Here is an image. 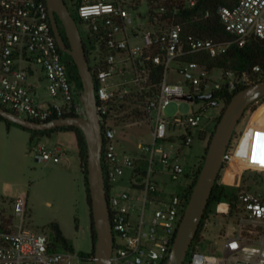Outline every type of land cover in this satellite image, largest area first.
Here are the masks:
<instances>
[{"label":"built area","instance_id":"obj_1","mask_svg":"<svg viewBox=\"0 0 264 264\" xmlns=\"http://www.w3.org/2000/svg\"><path fill=\"white\" fill-rule=\"evenodd\" d=\"M185 3L196 5L195 1ZM170 5L167 0H73L77 17L88 27L87 41L82 37L84 44L91 39L94 47L87 57L91 71L95 70L97 113L102 125V166L114 237L111 264L167 263L188 202L183 191L166 197L159 177L168 174L177 180L188 174L192 180L196 171L187 173L177 158L192 145L193 130L203 132L207 111H217L210 119L214 123L227 105L228 94L253 84L252 75H264L258 65L235 72L201 62L198 57L225 54L231 42L183 37L179 10L175 3ZM143 7L147 15L139 13L138 19L145 21L133 27L132 11ZM218 15L236 42L264 39V0L220 5ZM62 52L46 0H0V106L39 122L66 114L85 116L82 91ZM36 66L44 74L51 97L48 101L36 97L42 79ZM158 66L163 68V78L152 83L153 70ZM171 69L179 80L169 81ZM216 71L222 72L223 82L217 81ZM210 93L213 96L206 100L197 99ZM187 95L194 100L185 99ZM174 100L189 101L195 108L166 117L164 111ZM136 103L137 107H131ZM126 110L135 111L132 115L136 118L129 126L150 128L151 141L140 142L137 152L118 149L113 121L124 117ZM177 139L180 143L174 153L164 146L175 145ZM34 145L39 162L59 163L66 154L61 144L38 141ZM233 159L234 152L227 169ZM120 181H127L131 191L115 192ZM261 184L259 189L238 193L240 212L235 217L239 222L236 231L224 237V254L205 253L197 246L187 264H264V180ZM225 205L226 210H218L229 214L230 204ZM26 215L27 198L23 196L14 200L12 216H0V264H75L86 260L75 250L54 247L50 231L33 230L26 224Z\"/></svg>","mask_w":264,"mask_h":264},{"label":"rangeland","instance_id":"obj_2","mask_svg":"<svg viewBox=\"0 0 264 264\" xmlns=\"http://www.w3.org/2000/svg\"><path fill=\"white\" fill-rule=\"evenodd\" d=\"M65 2L70 9L74 10L73 0H65ZM139 13L146 16L147 8L143 7L138 11H132L133 27H137L139 22L145 21L138 19ZM77 24L82 37L87 41L89 35L87 25L82 23L79 18ZM36 69L42 78L36 97L39 100L48 101L51 97L46 90L44 74L39 67L36 66ZM215 74L218 75L217 81L223 82L222 72L216 71ZM252 76L255 80L253 83L264 79V75L261 74ZM167 78L169 81H176L180 79V76L171 69ZM29 82H32V78L29 79ZM137 105L138 103L131 107H137ZM193 108H195V104L189 101L174 100L165 109L164 115L173 117L178 114H186L190 113ZM126 111L122 118L114 119L113 117L117 129L118 149L119 152H137L140 142L151 141L150 128L148 125L129 126L136 117L128 110ZM216 114V110L207 111L203 125L209 129L201 134L199 129H194L193 145L185 148L184 154L178 158L185 165L187 171H190L193 166L196 153L202 146V138L206 140L207 144L210 142L218 123L216 119H214V123L210 119ZM263 124L264 104H261L255 111L247 112L240 127V139L233 150V164L236 165L226 182V186L234 194L250 188L259 189L262 185L261 182L264 180ZM179 133L184 135V131H179ZM31 135L30 130L23 129L19 124L11 122L10 125H7L4 120L0 119V216H12L14 214L13 197L23 195L27 198V226L35 231H41L50 223H59L65 235L73 239L75 251L83 257L82 254H88L92 250L91 219L77 148H73L72 142L68 139L70 134H55L51 138L48 136L36 138L35 143L40 141L46 145L61 144L65 147L69 159L67 160L64 156L59 163L39 162L34 156L33 147L35 145L30 142ZM179 143L180 140L177 139L175 145L165 143L164 146L174 153ZM173 155L175 157V154ZM225 173L226 170L223 172V176ZM161 178L163 184L160 186V190L165 193L166 197L181 193L183 184L188 182L184 175L177 180H172L168 174L159 177V179ZM123 190L131 191L130 185L127 181L117 182L114 191ZM226 209V205H221L220 210ZM238 222L239 219L235 216L225 214H217L214 219L206 220L200 233L203 241L199 249L205 253L215 252L218 255H223L224 237L236 231ZM190 259L189 256L187 261L189 262ZM75 264H92V262L86 259L80 262L76 261Z\"/></svg>","mask_w":264,"mask_h":264},{"label":"water","instance_id":"obj_3","mask_svg":"<svg viewBox=\"0 0 264 264\" xmlns=\"http://www.w3.org/2000/svg\"><path fill=\"white\" fill-rule=\"evenodd\" d=\"M46 1L58 44L64 53L73 57L78 67L83 83L80 99L84 105L86 115L65 116L39 122L20 116L0 106V116L35 131H46L68 126H75L81 129L88 149V181L92 198V216H90V219L96 228L98 236L95 243L94 264H111L110 258L114 249V237L110 221L106 178L102 166V125L97 113L98 105L94 76L78 24L65 0ZM57 17L64 25L70 44L64 40L60 32ZM212 96L213 93H210L209 95L198 96L197 99L206 100ZM263 96L264 79L237 92L226 105L208 143L203 165L189 198L176 234L174 246L166 264H184L209 205L210 196L223 166L235 129L249 105ZM185 99L193 101L194 97L187 95Z\"/></svg>","mask_w":264,"mask_h":264},{"label":"trees","instance_id":"obj_4","mask_svg":"<svg viewBox=\"0 0 264 264\" xmlns=\"http://www.w3.org/2000/svg\"><path fill=\"white\" fill-rule=\"evenodd\" d=\"M185 1H195L196 5H186ZM236 0H167L168 4L175 3V7L178 8L179 12L177 14V19L179 22L183 25V37L188 36H194L198 38H213L220 42H231L229 49L227 52L221 56L211 58L208 55H204L202 57H198L201 62L207 63V65L212 67H222L227 70H233L235 72H242L244 70H251L254 66L258 65L264 70V39L258 38V37H252L248 39V41L245 44H240L235 41V37L228 33L225 30V27L223 23L220 20V17L218 15V7L220 5H233ZM172 7V5H170ZM72 10V9H71ZM72 15L75 18L76 22L78 21V17L76 13H74V10H72ZM59 29L62 26V29L64 28L61 20L57 17ZM61 30V29H60ZM62 36H67L66 32L64 30ZM64 40L67 42L68 38H64ZM89 43H85L86 52L89 57V53L91 50H93V43H91V39L88 41ZM90 46V48L88 47ZM92 48V49H91ZM90 49V50H89ZM62 57L67 65V68L72 74L73 80L75 81L77 87L80 91L83 89V83L82 79L79 74L78 67L73 59V57L67 53L62 52ZM195 58V57H192ZM93 75L95 76V70L92 69ZM163 78V68L158 66L153 70L152 75V83H157ZM263 80V79H262ZM244 87H238L235 91H233L231 94L227 95L226 102L227 104L231 101L233 96L242 90ZM261 104H264V96L260 99L253 102L249 107L246 109L245 114L240 120L239 125L235 129V132L232 137L231 144L228 148L227 154L225 156V160L223 163V166L221 168V171L219 173L218 179L214 185L212 194L210 196L209 205L206 209L204 218L200 224L199 230L193 240V243L189 249L188 256L185 259L184 264L188 263V257L192 255L193 251L196 250L197 246H200L202 240V237H200L201 229L203 226V223L212 218L214 219L217 214H225L223 212H220L221 205H225L226 203L230 204V211L229 214H225L228 216H237L240 212L238 208V193L234 194L231 192L228 186L223 184L221 182V179L223 177V172L227 169L228 166V158L231 156V153L233 152L234 148L237 146L238 141L240 139V127L242 126L243 120L247 114V112L255 111ZM135 111H133L134 114ZM64 116H78L76 114H66ZM221 116V115H220ZM220 116L216 118L217 122L220 120ZM57 117H52L49 120L55 119ZM0 119L4 120L7 125H10L11 121L4 118L3 116H0ZM21 126V125H20ZM25 130H30L32 132V135L30 137V142L35 143L36 138L44 137V136H50L52 133L57 131H68L73 132L76 135L77 139V145H78V153H79V159H80V168L81 172L84 177V186L87 194V203L89 206V212L90 216H92V198L90 194V186L88 181V149H87V142L85 139V136L81 129L75 126H68V127H59L56 129H50L46 131H35L28 128H25L24 126H21ZM201 137V135H200ZM204 139V138H202ZM208 148V144L206 147V150ZM206 152V151H205ZM204 160V157H203ZM203 160L197 169L194 177L192 178L190 184L187 188L184 189L182 195L185 198V202H188V199L191 196V193L193 191V188L196 184L197 178L200 173V169L203 165ZM144 166V164H142ZM108 188H109V182L107 180ZM253 189V188H250ZM220 205V207H219ZM45 230L50 231V238L52 241V245L56 247L57 249L63 250V249H69L74 251L75 247L73 244V241L68 238L65 233L63 232L61 226L57 222L50 223L48 227L45 228ZM97 231L93 224L91 223V239H92V250L88 254H82L83 257L90 260L92 264H94V258H95V243L97 241Z\"/></svg>","mask_w":264,"mask_h":264},{"label":"crops","instance_id":"obj_5","mask_svg":"<svg viewBox=\"0 0 264 264\" xmlns=\"http://www.w3.org/2000/svg\"><path fill=\"white\" fill-rule=\"evenodd\" d=\"M41 101H44V100H41ZM207 129H209V128H207V126H204V131H206ZM211 129V128H210ZM26 134V133H25ZM55 134H70V136H68V139L70 140V142H72V146H73V148H77V151H78V145H77V139H76V135L73 133V132H68V131H57V132H54V133H52L50 136H48V138H51V137H53ZM201 134V133H200ZM28 137V136H27ZM31 137V136H30ZM192 145H193V143H192ZM191 145V146H192ZM206 147H207V142H206V140L205 139H202V146L199 148V150H198V152L196 153V158L194 159V162H193V166H192V168H190L192 171H197V169L199 168V166H200V164H201V162H202V160H203V157L205 156V151H206ZM79 154V153H78ZM175 157H176V155H175ZM65 158L67 159V160H69L68 159V156H67V154L65 155ZM178 158H180V157H178ZM178 158H177V160H178ZM178 162H180L179 160H178ZM181 164H183L182 162H180ZM232 164H233V160H232V162H230V166L228 167V170H226V173L224 174V176H223V179H222V183L223 184H225L226 185V182H227V180L229 179V177H230V174L232 173V170H233V167L236 165V164H233V166H232ZM184 165V164H183ZM185 166V165H184ZM185 169H186V167H185ZM190 170V171H191ZM190 171H187V173H189ZM185 177H186V180L188 181L186 184L184 183L183 184V190L182 191H184V189L185 188H187V186L190 184V182H191V176L190 175H188V174H185L184 175ZM18 197H23V195H19V196H14L13 197V200H15V199H17ZM68 237V236H67ZM68 238H70V237H68ZM72 241H73V239H71Z\"/></svg>","mask_w":264,"mask_h":264},{"label":"flooded vegetation","instance_id":"obj_6","mask_svg":"<svg viewBox=\"0 0 264 264\" xmlns=\"http://www.w3.org/2000/svg\"><path fill=\"white\" fill-rule=\"evenodd\" d=\"M69 9H70V7H69ZM70 11H71V13H72V10H71V9H70ZM63 26H64V25H63ZM60 29H61V30H60L61 34H63L65 28L62 29V26H61ZM63 38H68V37H67V36H63ZM67 43L70 44V43H69V40L67 41Z\"/></svg>","mask_w":264,"mask_h":264},{"label":"bare ground","instance_id":"obj_7","mask_svg":"<svg viewBox=\"0 0 264 264\" xmlns=\"http://www.w3.org/2000/svg\"><path fill=\"white\" fill-rule=\"evenodd\" d=\"M261 119H262V118H261ZM263 125H264V124H263ZM263 125H262V126H263Z\"/></svg>","mask_w":264,"mask_h":264}]
</instances>
